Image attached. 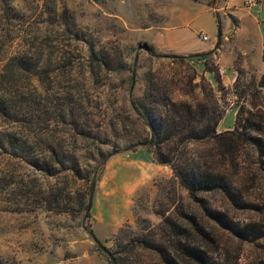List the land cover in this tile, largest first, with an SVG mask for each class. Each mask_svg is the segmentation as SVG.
<instances>
[{"label": "rangeland", "instance_id": "1", "mask_svg": "<svg viewBox=\"0 0 264 264\" xmlns=\"http://www.w3.org/2000/svg\"><path fill=\"white\" fill-rule=\"evenodd\" d=\"M237 1L240 5L243 0ZM217 3L220 25L193 0H0V104L8 112L0 114V133L26 140L29 148L27 161L15 151L0 149V264H109L106 250L114 247L121 229L130 240L149 226L145 220L157 226L162 222L159 214L168 216L189 203L171 169L165 166L155 173L150 168L154 155L139 144L150 139L145 117L155 111L156 81L178 82L171 87L175 102L195 108L204 99L202 64L217 71L213 56L205 54L216 45L219 31L223 42L238 26L224 10L225 0ZM179 14L186 19H174L167 27L175 37L157 34L168 16ZM155 43L175 53L204 52L163 54ZM237 54L236 63L247 64L239 70L236 86L222 85L219 133L234 129L242 105L264 100L258 50L247 60ZM14 57L21 62L11 61ZM51 146L61 160L78 161L82 178H97L88 218L84 206L90 205L92 184L68 169L71 162L67 168L54 165L55 176L32 165L36 158L52 159ZM128 148L132 150L124 151ZM111 153L115 155L103 162ZM129 159L141 166L130 177L147 180L133 195L131 220L113 230L97 216L116 209L121 195L114 191L118 185L110 168ZM256 168L253 178L262 182L242 187L241 180L239 187L250 206H263L264 163ZM203 198L209 208H219L238 225L259 216L232 205L221 193ZM215 228L222 249L220 255L214 252V260L232 264L237 258L247 264L251 246Z\"/></svg>", "mask_w": 264, "mask_h": 264}, {"label": "trees", "instance_id": "2", "mask_svg": "<svg viewBox=\"0 0 264 264\" xmlns=\"http://www.w3.org/2000/svg\"><path fill=\"white\" fill-rule=\"evenodd\" d=\"M209 5L220 25L217 0H212ZM211 54L209 52L205 56ZM13 60L17 64L21 62L18 57L11 61ZM205 67L207 71H214L207 68V63ZM214 72L219 89L223 92L218 71ZM175 83L173 80L155 82V111L145 117L150 139L139 146L148 148L158 164L171 169L173 181L180 191L186 193L189 203L178 205L168 216L159 214L162 222L157 226H152L145 220L149 226L144 230L149 231H140L130 240L129 236H125L124 229H121V236L114 239V247L106 250L108 263L222 264L213 258L214 252L220 255L222 249L221 240L215 236L217 226L234 235L232 237L239 243L251 246L252 252L247 264H264V204L250 206L249 200L243 198L241 191L246 182L248 185L262 182L257 176L253 178L252 169L257 164L264 163V100L261 104L251 103L249 107L247 104L242 105L238 110L234 129L219 133L217 129L224 117V109L211 83L201 76L200 88L204 99L195 108L191 104L174 101L171 87L178 85V82ZM259 86L264 89V76ZM7 113L0 104V114L8 116ZM27 143L16 136L0 133V149L5 152L15 151L23 161H27ZM50 150L54 155L52 159L36 158L32 162L38 171L55 176L54 165L65 168L71 162L72 166L68 169L94 185L97 178L94 177L92 181L89 176L82 178L77 168L78 161L61 160L53 146ZM129 150L132 149L124 151ZM115 153L108 154L103 162ZM241 180L244 184L240 188ZM212 193H221L240 209L256 212L258 218H250L246 224H235L219 208L208 207L203 196ZM173 204L174 202L171 203ZM88 207V204L84 206L87 218L90 215ZM127 239L129 242L125 243ZM232 264H239L237 258Z\"/></svg>", "mask_w": 264, "mask_h": 264}, {"label": "crops", "instance_id": "3", "mask_svg": "<svg viewBox=\"0 0 264 264\" xmlns=\"http://www.w3.org/2000/svg\"><path fill=\"white\" fill-rule=\"evenodd\" d=\"M251 1H254V4L249 5V2ZM237 2V0H225L224 7V10L228 11V14L231 16V18L236 19V21L238 22V26L233 33L234 36H232L231 38H223V42L221 41L220 48L216 52L214 51V45L209 49L212 52L210 56H213L214 58L213 62L215 63V67L217 68L221 83L227 88L234 86V83L236 82L239 74V70L245 69V64H247L245 61H243V65L236 63V59H238L237 52L246 56L247 60L250 59L249 54H251L250 57L253 55L255 58V54L258 50V53L261 57L260 59L263 62L262 65L264 66V0H243L240 5H236ZM193 4L194 6H201L208 9L213 13L214 16L213 9L210 7V3H207V1L193 0ZM237 10H239L240 13ZM177 17L178 18H176V16H168L165 25L160 28L157 34L163 38L167 36L168 38L175 37L173 36V33H170L171 31L167 29V27L169 26L170 21L174 19L184 20L186 19V15L179 14L177 15ZM155 50L163 54L175 53L172 50V47L164 49L160 43L159 45H156L155 43ZM203 52L204 50L188 51L175 54L195 55ZM202 71L204 77L211 83L212 87L214 88L219 102H221V96L219 94L221 91L219 89V82L216 79L215 72L207 71L205 64H202ZM221 126L222 121L219 123L217 131H220ZM137 153L138 152H136L135 154ZM150 160L152 163L150 164V168H153L155 170V173L164 171L165 166L158 164L156 161H154V158H150ZM140 167L141 166L138 163L133 162L132 159H129L118 161L114 163L110 168V172L113 174V180L118 185L114 187V191H118L121 195V198L119 199V201H117V207L114 211L112 210V208L111 210L108 209V211L106 212L105 210H103L101 212L104 213H101L100 216L98 215L97 219L101 223L109 222L110 224H112L113 230L117 227L119 222L122 223L124 221H130L132 218L133 195L135 191L140 186H142L147 179L145 180L143 176L142 178L136 177V179H132V177H130V173L134 169H140ZM142 168L144 169V166H142Z\"/></svg>", "mask_w": 264, "mask_h": 264}, {"label": "water", "instance_id": "4", "mask_svg": "<svg viewBox=\"0 0 264 264\" xmlns=\"http://www.w3.org/2000/svg\"><path fill=\"white\" fill-rule=\"evenodd\" d=\"M221 32L219 31L218 32V37H217V42H216V45H215V50L219 49L220 45H221ZM95 188H96V185H92V188H91V193H90V198H89V207H88V211L91 210L92 208V201H93V196H94V192H95ZM94 240L96 242V244L99 246V248L101 249H104L103 246L101 245V243L95 238L94 236Z\"/></svg>", "mask_w": 264, "mask_h": 264}, {"label": "built area", "instance_id": "5", "mask_svg": "<svg viewBox=\"0 0 264 264\" xmlns=\"http://www.w3.org/2000/svg\"><path fill=\"white\" fill-rule=\"evenodd\" d=\"M249 4L252 5V4H254V3L250 2ZM202 40H203V41H209L208 37L205 36V35L202 36Z\"/></svg>", "mask_w": 264, "mask_h": 264}]
</instances>
